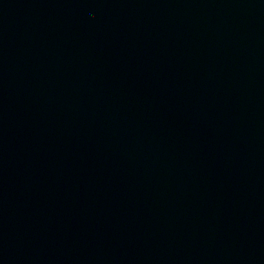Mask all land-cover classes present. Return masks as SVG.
Listing matches in <instances>:
<instances>
[{"label":"water","instance_id":"obj_1","mask_svg":"<svg viewBox=\"0 0 264 264\" xmlns=\"http://www.w3.org/2000/svg\"><path fill=\"white\" fill-rule=\"evenodd\" d=\"M0 264H264V0H0Z\"/></svg>","mask_w":264,"mask_h":264}]
</instances>
